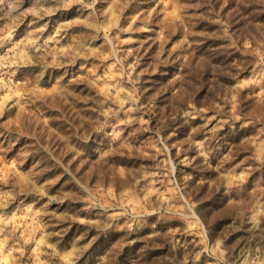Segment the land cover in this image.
Here are the masks:
<instances>
[{
	"label": "rangeland",
	"instance_id": "1",
	"mask_svg": "<svg viewBox=\"0 0 264 264\" xmlns=\"http://www.w3.org/2000/svg\"><path fill=\"white\" fill-rule=\"evenodd\" d=\"M0 264H264V0H0Z\"/></svg>",
	"mask_w": 264,
	"mask_h": 264
}]
</instances>
